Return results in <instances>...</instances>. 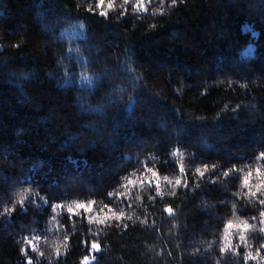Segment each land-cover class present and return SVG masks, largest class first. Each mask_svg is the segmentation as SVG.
I'll use <instances>...</instances> for the list:
<instances>
[{"label": "trees", "instance_id": "obj_1", "mask_svg": "<svg viewBox=\"0 0 264 264\" xmlns=\"http://www.w3.org/2000/svg\"><path fill=\"white\" fill-rule=\"evenodd\" d=\"M107 2L0 0V264H264V0Z\"/></svg>", "mask_w": 264, "mask_h": 264}, {"label": "snow or ice", "instance_id": "obj_2", "mask_svg": "<svg viewBox=\"0 0 264 264\" xmlns=\"http://www.w3.org/2000/svg\"><path fill=\"white\" fill-rule=\"evenodd\" d=\"M129 2V0H124V3L127 4ZM172 2V5L175 6L176 3H177V0H171ZM97 7L101 9V12L100 14L101 15H104V16H107V10H105V0H98V3H97ZM114 7V0H108L107 2V9H113ZM135 10L137 11H147V8L145 7L144 5V0H137V3L135 4ZM89 11H92V9H89ZM258 159H264V153H261L260 154V157H258ZM149 171H151V169H149ZM181 172H183V167H181L180 169ZM255 172L258 174V175H261V176H264V173H261V169L260 168H256L255 169ZM200 175H203V172L200 173ZM225 175H227V173H225ZM253 175V172L250 170L246 173L245 175V178H244V181H243V186L245 188H248L249 191L246 193V195L250 196V197H256L257 195V192L260 191V189L262 187H264V182H262L261 184H257L255 187H256V191H252V186L250 184V178L252 177ZM129 183H134L133 181H129ZM181 181L179 179L176 180L175 184L176 185H180ZM125 187H127V185H125ZM262 195H264V193H261ZM22 202V201H21ZM261 204H264V199L260 200L259 201ZM76 208L78 209H84L86 211H89L91 212L92 211V206L91 205H85V204H77L76 205ZM7 211V210H6ZM69 213H74V210L70 207L68 209ZM172 209L169 208L168 209V212L171 213ZM262 216H264V213H261ZM123 217V213H119L118 215H116V218L117 219H120ZM107 218V217H106ZM105 218V219H106ZM105 219H100L98 222L99 223H104L105 222ZM95 222V221H93ZM262 223H264V221H262ZM233 227H241L244 231H247L251 226L247 224L246 221L242 222L241 225H234L233 223L229 222L228 224V228L231 229ZM261 231H264V229H261ZM241 240L244 241L245 240V237L243 234H241ZM35 239H39L38 237L35 238ZM227 239V237H226ZM26 243L30 246H32V250L33 251H36V248L35 246L33 245V240L29 239L26 241ZM92 249L94 250H99L100 246L93 242L92 245H91ZM25 253L27 252V248L25 249H22ZM40 255H43V253H40ZM57 255H59V249H57ZM249 256H251V253H249ZM85 261H87V258H85ZM28 264H32V261L29 259L28 260Z\"/></svg>", "mask_w": 264, "mask_h": 264}, {"label": "rangeland", "instance_id": "obj_3", "mask_svg": "<svg viewBox=\"0 0 264 264\" xmlns=\"http://www.w3.org/2000/svg\"><path fill=\"white\" fill-rule=\"evenodd\" d=\"M83 264H93V261L90 259H87V261H84Z\"/></svg>", "mask_w": 264, "mask_h": 264}]
</instances>
